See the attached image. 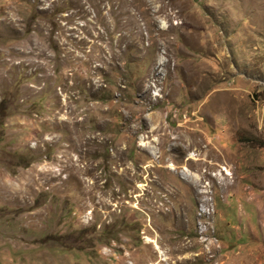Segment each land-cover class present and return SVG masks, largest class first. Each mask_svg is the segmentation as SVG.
Here are the masks:
<instances>
[{
    "label": "rangeland",
    "instance_id": "374dc122",
    "mask_svg": "<svg viewBox=\"0 0 264 264\" xmlns=\"http://www.w3.org/2000/svg\"><path fill=\"white\" fill-rule=\"evenodd\" d=\"M245 184L264 0H0V264H264Z\"/></svg>",
    "mask_w": 264,
    "mask_h": 264
},
{
    "label": "crops",
    "instance_id": "0c3cea01",
    "mask_svg": "<svg viewBox=\"0 0 264 264\" xmlns=\"http://www.w3.org/2000/svg\"><path fill=\"white\" fill-rule=\"evenodd\" d=\"M228 182L229 183H227V181H226V185L233 186V180L232 181L229 180ZM246 187H248V188H246ZM245 188H246V190H245ZM243 189H244L243 192L245 193V195L243 194L244 196H246L247 193H248V195H253L255 193L257 194L256 195V199H257L256 201H257V203H259V207H257L258 208V214H259L260 218L263 219L264 218V203L262 201L264 200V188H259L257 186L255 187L252 185L250 186L249 184H245Z\"/></svg>",
    "mask_w": 264,
    "mask_h": 264
}]
</instances>
